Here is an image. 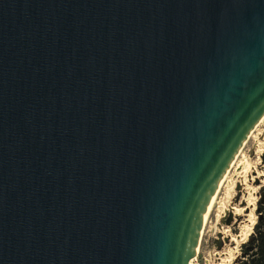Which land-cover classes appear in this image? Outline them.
<instances>
[{"label": "water", "instance_id": "1", "mask_svg": "<svg viewBox=\"0 0 264 264\" xmlns=\"http://www.w3.org/2000/svg\"><path fill=\"white\" fill-rule=\"evenodd\" d=\"M263 115L264 0H0V264H190Z\"/></svg>", "mask_w": 264, "mask_h": 264}, {"label": "rangeland", "instance_id": "2", "mask_svg": "<svg viewBox=\"0 0 264 264\" xmlns=\"http://www.w3.org/2000/svg\"><path fill=\"white\" fill-rule=\"evenodd\" d=\"M263 121V122H262ZM248 139V140H247ZM247 141L241 150V153L235 160L233 167L227 174L226 179L223 181V184L215 198V201L212 205V208L210 210V213L207 217L205 226L203 227V231L201 234V239L199 242V247L196 252L195 258L191 259L190 264H237L240 260L243 259L242 257V245L245 243L250 235L254 232V227L256 223L260 220V217H262L260 210H263L264 208V184L260 186V181L257 182L258 188L254 195L256 196L255 203L253 206L252 214L250 217H245L247 219L243 225L238 226L239 223H232L231 221L230 225V234L233 236L239 235L237 238V242H230L229 240L226 241V243H222L220 248L225 247V251L227 248H231L228 255L221 256L220 259L217 258L216 250L220 249L217 247L216 240L218 239V214L223 213L224 208L228 207L231 204V202H236L237 194L235 195V186L237 183L236 175L239 173V171L242 170L243 173V166H252L255 165L256 169H259L262 165V158L260 156L259 164L257 163V153L261 150V154L263 153L262 150H264V118L261 120V122L258 124L257 129L253 132V134L248 138ZM264 164V163H263ZM262 167V166H261ZM245 170V169H244ZM252 170V169H251ZM252 172V171H251ZM248 177V176H247ZM255 179V178H254ZM260 180V179H259ZM254 181V180H252ZM255 183V182H254ZM254 185V184H251ZM256 187V185H254ZM235 195V197H233ZM240 195H238V198L240 199ZM233 197V198H232ZM240 202H243L240 200ZM241 206V204H238ZM225 212V211H224ZM246 213H249L247 211ZM255 217V223L253 225L250 224V220H252V217ZM240 220L243 218L240 217ZM249 221V222H248ZM220 222L224 225H227L223 223L221 220ZM222 248V249H223ZM220 251V250H218Z\"/></svg>", "mask_w": 264, "mask_h": 264}, {"label": "bare ground", "instance_id": "3", "mask_svg": "<svg viewBox=\"0 0 264 264\" xmlns=\"http://www.w3.org/2000/svg\"><path fill=\"white\" fill-rule=\"evenodd\" d=\"M264 118V115L263 117L260 119V121L256 124V126L253 128V130L250 132V134L248 135V138L253 134V132L255 131V129H257V126L258 124L261 122V120H263ZM263 122V121H262ZM248 140V139H247ZM246 140V141H247ZM246 141H244V143L242 144L239 152L237 153L235 159L233 160L230 168L227 170L225 176L222 178L220 184L218 185L217 187V191L215 192V194L213 195V197L211 198V201L209 203V206L207 208V211L204 215V223H203V227L205 226V223H206V220H207V217L210 213V210L212 208V205L215 201V198L223 184V181L226 179L227 177V174L229 173V171L231 170V168L233 167V164L235 162V160L237 159V157L239 156V154L241 153V150L243 149ZM263 153L261 154V150L258 151L257 153V163L259 164V161H260V156L263 157L264 156V150H262ZM264 160L262 158V167L260 166L259 169H256V166L255 165H252V166H246V165H242L243 168V173H242V170L239 171V173L236 175V178H237V184L235 186H237V188H235V195L236 194H241L240 195V199H236V202H231V204L229 205V208L228 207H225L224 208V211L223 213L221 214H218V233L216 234H219L220 235V240L222 243H226L227 240H229L230 242H234L236 243L237 242V238L239 235H236V236H233L230 234L229 230H230V225H224L220 222V220L222 221V219H224V217L230 215L232 217V220L233 222L232 223H239L238 226H241L244 224V222L247 220L245 219V217H250V215L252 214V210H253V206H254V203H255V199H256V196L254 195V193L256 192L259 184L257 183H254L256 182L257 180L260 181V186L264 184ZM252 169V170H251ZM252 171V172H251ZM248 176V177H247ZM255 178V179H254ZM254 180V181H252ZM251 184H254L256 185V187L254 185H251ZM235 195L233 197H235ZM232 197V198H233ZM240 200H242L243 202H240ZM241 204V206H239L238 204ZM247 211H249V213H246ZM242 217L243 219L240 220L239 218ZM249 222V221H248ZM255 223V217L253 216L252 217V220H250V224L253 225ZM203 231V229H202ZM202 234V232H201ZM200 239H201V236H200ZM200 242V240H199ZM199 247V245H198ZM197 247V249H198ZM223 248V247H222ZM218 249L216 250V255H217V258L220 259L221 256H225V255H228V253L230 252V249L231 248H227V250L225 251V247L222 249ZM195 258V257H194ZM191 262V261H190Z\"/></svg>", "mask_w": 264, "mask_h": 264}, {"label": "trees", "instance_id": "4", "mask_svg": "<svg viewBox=\"0 0 264 264\" xmlns=\"http://www.w3.org/2000/svg\"><path fill=\"white\" fill-rule=\"evenodd\" d=\"M260 213L262 217L256 223L249 239L243 243V259L237 264H264V208Z\"/></svg>", "mask_w": 264, "mask_h": 264}]
</instances>
